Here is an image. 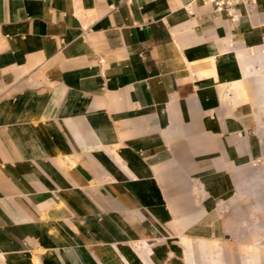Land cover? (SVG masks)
<instances>
[{
	"label": "crops",
	"instance_id": "1",
	"mask_svg": "<svg viewBox=\"0 0 264 264\" xmlns=\"http://www.w3.org/2000/svg\"><path fill=\"white\" fill-rule=\"evenodd\" d=\"M241 11L0 0V264L159 263L236 199L264 136V2Z\"/></svg>",
	"mask_w": 264,
	"mask_h": 264
},
{
	"label": "rangeland",
	"instance_id": "2",
	"mask_svg": "<svg viewBox=\"0 0 264 264\" xmlns=\"http://www.w3.org/2000/svg\"><path fill=\"white\" fill-rule=\"evenodd\" d=\"M253 144L247 179L237 185L236 199L212 203L198 229L166 232L170 249H161L154 263L147 248L141 264H264V136L254 134ZM238 170L243 174V168ZM164 256H170L166 263Z\"/></svg>",
	"mask_w": 264,
	"mask_h": 264
},
{
	"label": "built area",
	"instance_id": "3",
	"mask_svg": "<svg viewBox=\"0 0 264 264\" xmlns=\"http://www.w3.org/2000/svg\"><path fill=\"white\" fill-rule=\"evenodd\" d=\"M212 6L216 14H226L233 23L240 22L244 17L241 8L244 7L247 15H251L264 0H202Z\"/></svg>",
	"mask_w": 264,
	"mask_h": 264
}]
</instances>
